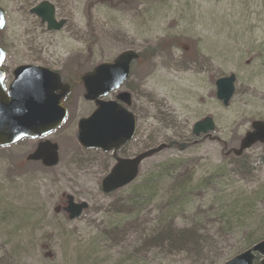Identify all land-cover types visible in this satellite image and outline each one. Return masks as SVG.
Returning a JSON list of instances; mask_svg holds the SVG:
<instances>
[{
  "label": "rangeland",
  "instance_id": "1",
  "mask_svg": "<svg viewBox=\"0 0 264 264\" xmlns=\"http://www.w3.org/2000/svg\"><path fill=\"white\" fill-rule=\"evenodd\" d=\"M43 1L65 20L60 31L30 14ZM0 8L5 87L20 65L75 82L133 50L141 57L120 91L131 95L136 134L123 152L167 146L141 164L130 187L103 194L113 161L77 144V121L94 105L75 87L64 123L45 137L58 147L57 166L25 160L33 140L0 148V264H224L264 239V149L224 154L253 121L264 122V0H0ZM230 74L235 93L224 108L214 81ZM206 117L215 124L211 139H195L191 128ZM151 175L160 176L155 189L129 205L133 187ZM65 195L88 204L76 220L62 211ZM171 219L176 229L199 226L192 238L200 252L187 241L172 250L166 235L155 244L157 225Z\"/></svg>",
  "mask_w": 264,
  "mask_h": 264
},
{
  "label": "water",
  "instance_id": "2",
  "mask_svg": "<svg viewBox=\"0 0 264 264\" xmlns=\"http://www.w3.org/2000/svg\"><path fill=\"white\" fill-rule=\"evenodd\" d=\"M30 14L39 18L48 31H59L65 24L64 20L56 21L54 6L46 1L33 7ZM4 25L5 13L0 8V30ZM4 58L5 53L0 48V147L12 145L24 138L38 140L58 128L66 118L62 100L69 92V86L62 83L57 72L35 65L15 68L12 72L13 80L5 91L2 85L4 72L1 69ZM137 59L136 52L124 51L112 62L97 65L77 81L84 89L83 100L93 102L95 109L87 118L78 120L76 141L84 150L113 152L116 161L101 182L104 194L131 184L137 177L141 162L166 148L164 144H160L134 158L115 157L116 150L128 143L134 134V116L125 108L130 106L131 97L127 92H120L115 101H105L104 98L119 90L128 80L130 65ZM235 82L233 74L214 81V98L224 108L229 106L234 95ZM250 127L251 131L244 134L238 148L229 150L225 155L240 156L255 144H261L264 148V122L255 121ZM214 128L213 120L206 117L192 126L191 134L196 138L201 135L210 137ZM26 161L40 162L45 168L55 167L58 164V148L49 141L39 142L35 150L26 157ZM65 200L63 211L70 221L79 218L88 208L85 202L76 203L71 196H65ZM256 257H259V264H264V240L224 264H254Z\"/></svg>",
  "mask_w": 264,
  "mask_h": 264
},
{
  "label": "trees",
  "instance_id": "3",
  "mask_svg": "<svg viewBox=\"0 0 264 264\" xmlns=\"http://www.w3.org/2000/svg\"><path fill=\"white\" fill-rule=\"evenodd\" d=\"M140 57L141 55H139V58ZM159 178H160L159 175H151L148 178H145L140 183V185L133 187V189L136 190H134L133 196L130 197L128 200L129 205L137 206L141 202L142 197H146L148 195V193L146 194V192L155 189L156 181L158 182ZM186 186H188L187 181H180L179 189L181 190L180 192L181 197H186L187 195V192L185 191ZM147 200H149V198ZM172 220L173 219L170 220L169 224L167 223L166 225H163L162 223H159L157 225L158 228L156 229V231H158L157 235H159L160 238L159 236L155 238V240L158 239L155 244H158L161 247L165 241L162 235H166V237H168L166 238L168 239L167 242H170V246L173 244V246H171L174 247L172 248V250H178L179 247H177V245L183 246V244H186L185 242L187 241L188 243H191V245H194L193 247L195 248V250H198V252H200V250H202L200 244L198 243V241H195L192 238L193 236H196L195 230H199L200 229L199 226L196 228L195 225H192L188 229L187 228L176 229L172 227V222H171ZM248 245H250V243Z\"/></svg>",
  "mask_w": 264,
  "mask_h": 264
},
{
  "label": "flooded vegetation",
  "instance_id": "4",
  "mask_svg": "<svg viewBox=\"0 0 264 264\" xmlns=\"http://www.w3.org/2000/svg\"><path fill=\"white\" fill-rule=\"evenodd\" d=\"M6 72V71H5ZM6 74H7V72H6ZM78 80V79H77ZM76 80V81H77ZM76 81L74 82V81H72L71 79H68V80H63V83L64 84H68L69 85V87H70V90H69V93H68V95L63 99V104H64V106H67V104L69 103V96H70V94L73 92V89L75 88V87H77V86H81V85H77L76 84ZM82 87V86H81ZM115 97V96H114ZM129 144V143H128ZM127 145H125L124 147H122V148H120L116 153H115V156H116V158H122V159H126V158H131V157H133L134 155H132V156H128L127 154H125V152H123V149L126 147ZM109 155H110V158L112 159V161H113V165H114V156H113V153H109ZM111 168H112V166H111ZM111 168H110V170H111Z\"/></svg>",
  "mask_w": 264,
  "mask_h": 264
}]
</instances>
